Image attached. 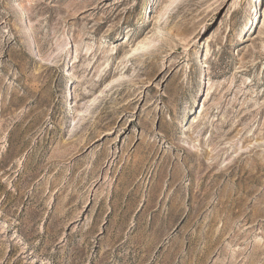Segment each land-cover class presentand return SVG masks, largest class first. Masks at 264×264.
Returning a JSON list of instances; mask_svg holds the SVG:
<instances>
[{
	"label": "rangeland",
	"instance_id": "rangeland-1",
	"mask_svg": "<svg viewBox=\"0 0 264 264\" xmlns=\"http://www.w3.org/2000/svg\"><path fill=\"white\" fill-rule=\"evenodd\" d=\"M252 3L0 0V264H264Z\"/></svg>",
	"mask_w": 264,
	"mask_h": 264
},
{
	"label": "bare ground",
	"instance_id": "bare-ground-1",
	"mask_svg": "<svg viewBox=\"0 0 264 264\" xmlns=\"http://www.w3.org/2000/svg\"><path fill=\"white\" fill-rule=\"evenodd\" d=\"M256 1H257V0H254V3H252V5H251V6H252V10H253V11H254V10L256 11V12H255V15H258V13H259V12H258L259 5H260V2H261L262 0H259V2H258V5H257V6H256Z\"/></svg>",
	"mask_w": 264,
	"mask_h": 264
}]
</instances>
